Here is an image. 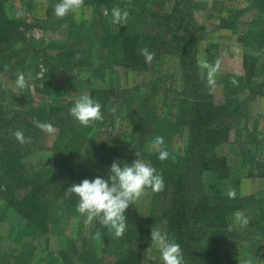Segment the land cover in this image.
Wrapping results in <instances>:
<instances>
[{
  "label": "rangeland",
  "instance_id": "obj_1",
  "mask_svg": "<svg viewBox=\"0 0 264 264\" xmlns=\"http://www.w3.org/2000/svg\"><path fill=\"white\" fill-rule=\"evenodd\" d=\"M187 1L195 23L203 28L196 54L203 86L201 98L211 103L205 104L206 109H211L212 119L215 118L211 128L226 131L214 148L215 154L225 160V176L220 179L215 173L204 172L201 177L204 193L212 203L232 207L239 205L244 197H254L252 205L257 208L252 215L242 216L239 221L235 215L228 219L231 231L251 232L249 237L225 240L210 235L203 241L228 254L230 260L226 264H264V46L258 51L245 48L239 42L241 29L234 33L221 28L226 19L248 22L260 17L261 13L251 8L248 0ZM58 2L3 0L0 4L5 20L19 22L18 30L23 34V39L11 47L2 42L0 54L12 55L5 59L12 68L17 62L23 63V70L16 73L22 72L26 81L23 89L17 88V78L11 81L6 72L0 71L2 116L10 118L17 113L18 122L22 123L38 114H43V118L54 117L58 109L65 108V113L59 115L60 122L56 127L53 125L54 131H40L38 148L22 156H25V170L31 175L50 174L53 178L54 183L50 181L47 185L52 186L49 191L57 195V199L48 200V230L28 237L19 236L24 225L21 217L14 207L0 200V264H112L116 257L109 246L92 234L86 217L76 209L67 211L63 205L67 187L59 183L69 180L68 171L78 170L83 156L96 152L99 145L116 149L127 147L133 120H143L146 147L142 153L153 151L152 141L162 136L164 146H170L179 155L186 154L187 130L173 135L165 127L180 119L178 99L182 81L176 56L156 55V59L146 63L143 71L118 66L114 60L116 56L119 59V54L111 57L105 46V41L116 31L112 17L115 4L107 8L88 5L84 0L77 13L58 19L54 15ZM116 2L126 7L127 21L136 24L139 12L133 7L134 0ZM141 2L146 14L152 17L143 20L149 25L157 17L170 16L175 0L137 1ZM212 45L217 47L216 52L211 50ZM23 49L26 55L21 57L18 53ZM210 53L214 56L213 63L206 60ZM244 54L251 57L248 81L242 63ZM1 61L4 62L3 58H0V68ZM58 64L61 65L58 67ZM43 75L47 76L49 88L46 92H38L35 82ZM162 75H173L174 79L167 80L155 93L152 85ZM93 91L106 92L107 101L101 109L103 119L83 127L70 116L69 109L82 95L91 94L94 99ZM2 125L7 128L4 122ZM71 141L76 143L71 144ZM79 143V153L68 157V166L61 165L57 161L60 151L75 150ZM8 146L5 141L3 151L6 152ZM39 183L42 181H38V186ZM229 191H234L235 196L230 198ZM150 194L147 189L136 201L143 216L153 215L149 212ZM155 226L164 232L163 224H154L151 228ZM151 228L144 238L140 264H162L156 248L146 253L151 244Z\"/></svg>",
  "mask_w": 264,
  "mask_h": 264
},
{
  "label": "trees",
  "instance_id": "obj_2",
  "mask_svg": "<svg viewBox=\"0 0 264 264\" xmlns=\"http://www.w3.org/2000/svg\"><path fill=\"white\" fill-rule=\"evenodd\" d=\"M2 1L0 0V4ZM137 1L139 0L133 2V7L139 12L136 24L127 20L121 25L116 24L115 34L105 41V46L111 57L119 54V59L116 56L114 60L115 64L137 71H143L147 63L145 57L140 54L144 48L154 53L152 60L156 59V55L159 54L176 56L182 81V90L179 93L180 99H178L181 106L180 119L174 124H166L165 127L173 135L179 134L184 129L187 130L186 154L179 155L170 146H163L164 150L170 154L165 161L157 158L158 153L155 150L142 153L146 147L143 140V120L140 119L141 122L133 120L130 143L127 147L116 149L106 144L99 145L96 152L84 155L78 170H69V180H62L59 185H65L68 188L84 179L106 178L114 161L131 165L137 159L135 153L138 152L139 158L149 162L159 174H162L164 188L159 192L148 189L151 191L149 212L153 215L143 216L137 209L136 202L129 206L125 213L127 227L122 238L115 237L114 232L101 227L95 220L90 223L92 234L97 236L96 233L99 231V238L105 246L111 248V254L116 257L112 264H140L144 238L154 224H163V233L180 245L185 264H226L230 260L228 254L203 240L210 235L213 238L225 240L228 238L240 240L249 237L251 232L231 231L228 227V219L233 217L237 211L242 212L243 216L252 215L257 208L252 205L254 197H244L239 200V205L232 207L212 203L209 196L204 193L201 178L204 172L215 173L220 179L225 176L223 174L225 160L215 154L214 148L221 142L226 131L218 130L216 127L214 130L211 128L215 118L212 119L211 109L205 107V104L211 103L204 102L205 100L201 98L203 86L197 70L196 54L198 38L203 28L195 23L187 0H175L170 16L166 14L164 17H157V20L149 25H146V21L143 20L148 17L150 20L152 17L146 14L144 4L137 3ZM248 2L251 8L261 13L260 17L248 22L237 19L230 22L226 19L222 21L221 28L229 29L234 33L241 29L238 33L240 34L239 42L245 48L258 51L264 46V0H248ZM86 3L107 8L115 4V7H119L122 11L126 10V7L117 3L116 0H86ZM19 25V22L11 23L5 20L0 7V44L5 42L6 46L11 47L19 39H23V34L18 30ZM210 48L213 52L217 50L214 45ZM3 54H0V58L4 60V62L1 61L0 71L6 72L8 79L12 81L17 78L16 72L23 70V63L17 62L12 68L5 63V59L11 58L12 55ZM18 55L24 57L26 50L23 49ZM250 59V55L244 54L242 63L247 81L251 73ZM207 61L214 62L212 53L207 56ZM60 65L58 64V67ZM171 78L173 75L157 77L152 85L153 91L158 93ZM46 80L47 76H44L35 82V89L38 92L48 90ZM97 92L93 91L92 97L104 106L107 101L106 92ZM57 111L58 114L53 112L54 117L43 118V114H38L31 116L30 120L19 123L20 116L17 113L6 118L2 116L0 110V200L14 207L21 217L24 225L19 236L28 237L35 232L44 233L48 230L47 205L50 203L48 200L57 199V195L49 191L52 186L47 185L50 181L54 183L53 178L50 174L31 175L29 170H25L23 162L25 156H22L38 148L37 138L41 130L34 126L33 120L50 122L56 127L61 115L65 113V108ZM2 122L7 128L2 125ZM17 129L23 130L25 137L31 138V143L19 144L12 135V132ZM5 141L9 144L6 152L3 151ZM73 143L76 141H71V144ZM80 148L79 143L75 150L68 148L60 151L57 161L61 165L68 166V157L75 152L79 153ZM38 181H42L39 186ZM28 188L30 191L26 190ZM62 199L67 211L76 209L77 198L75 196L66 197L64 193ZM259 210L261 211L260 208ZM250 226L254 227L255 224L250 223Z\"/></svg>",
  "mask_w": 264,
  "mask_h": 264
},
{
  "label": "clouds",
  "instance_id": "obj_3",
  "mask_svg": "<svg viewBox=\"0 0 264 264\" xmlns=\"http://www.w3.org/2000/svg\"><path fill=\"white\" fill-rule=\"evenodd\" d=\"M84 5V0H59L54 6V15L58 19H63L69 14L77 13ZM129 13L122 11L119 7L112 9L113 23L121 25L127 20ZM145 57L146 62L154 58V53H150L147 48L140 53ZM17 88L23 89L26 86L24 74L17 73ZM214 83V81H213ZM235 84L236 82L233 81ZM102 105L92 99L90 95H82L75 101L69 109L70 116L81 126L87 127L91 122L103 119ZM33 124L39 130L51 133L54 126L50 122H42L34 119ZM16 141L21 144L31 143L30 137H25L23 130L17 129L12 132ZM164 138L157 136L152 141L151 147L158 153V159L165 161L169 158V152L164 150ZM135 159L131 165L114 161L106 178L96 177L89 180L84 179L80 183H74L65 190V196H75L77 198L76 211L85 216L88 223L97 221L101 227L114 232L115 237L122 238L127 227L125 213L130 205L140 199L147 189L153 192L162 191L164 181L162 174L151 166L149 162L140 159V154L135 153ZM229 197H234L235 192L229 191ZM243 213L237 211L235 217L239 221ZM97 237L100 232L97 231ZM151 244L146 250L150 252L156 248L160 255L162 264H185L184 256L180 245L170 239L166 233H163L158 227L151 228Z\"/></svg>",
  "mask_w": 264,
  "mask_h": 264
},
{
  "label": "crops",
  "instance_id": "obj_4",
  "mask_svg": "<svg viewBox=\"0 0 264 264\" xmlns=\"http://www.w3.org/2000/svg\"><path fill=\"white\" fill-rule=\"evenodd\" d=\"M206 60H207V57H206Z\"/></svg>",
  "mask_w": 264,
  "mask_h": 264
}]
</instances>
